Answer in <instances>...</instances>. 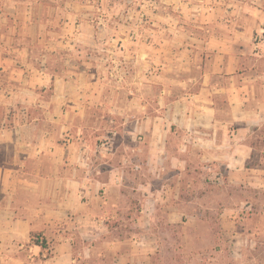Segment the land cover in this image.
Segmentation results:
<instances>
[{"label": "crops", "instance_id": "0c3cea01", "mask_svg": "<svg viewBox=\"0 0 264 264\" xmlns=\"http://www.w3.org/2000/svg\"><path fill=\"white\" fill-rule=\"evenodd\" d=\"M78 1L0 0V264L263 248L264 0H161L178 14L113 38L145 75L110 95Z\"/></svg>", "mask_w": 264, "mask_h": 264}, {"label": "rangeland", "instance_id": "374dc122", "mask_svg": "<svg viewBox=\"0 0 264 264\" xmlns=\"http://www.w3.org/2000/svg\"><path fill=\"white\" fill-rule=\"evenodd\" d=\"M89 18L100 16L99 24L96 21L91 25L95 33H100V49H96L91 45L88 53L90 70L93 74V80L96 83L95 91L99 86L102 93L110 95L114 91L115 80L121 78L128 80L136 75H145L144 59L139 58L133 61L129 54L124 56L119 53L124 51V47L113 40L114 37L134 32L141 33L149 26L146 22L152 15H162L164 13L178 14V11L164 8L161 0H90ZM94 1V2H93ZM97 1L100 10L97 11ZM78 8L81 9V0L78 1ZM156 28V27H155ZM75 60L81 61L82 56L75 54ZM87 58L86 55L83 56ZM63 58V56H62ZM83 58V59H84ZM124 89H128L124 86ZM116 93L118 89L115 90ZM129 96L128 91L125 93ZM210 244L203 247H186L187 264L191 260H198L197 264H264V247L261 245L256 247H242V250L228 245L219 239L209 242ZM169 259L176 258L178 255L176 248H169ZM195 264V263H194Z\"/></svg>", "mask_w": 264, "mask_h": 264}]
</instances>
